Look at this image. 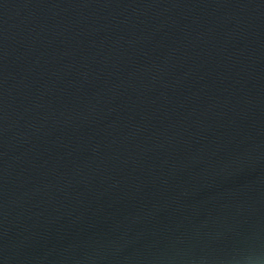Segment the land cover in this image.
<instances>
[{
	"label": "water",
	"instance_id": "water-1",
	"mask_svg": "<svg viewBox=\"0 0 264 264\" xmlns=\"http://www.w3.org/2000/svg\"><path fill=\"white\" fill-rule=\"evenodd\" d=\"M0 264H264V0H0Z\"/></svg>",
	"mask_w": 264,
	"mask_h": 264
}]
</instances>
